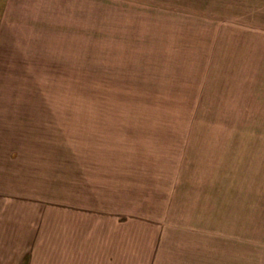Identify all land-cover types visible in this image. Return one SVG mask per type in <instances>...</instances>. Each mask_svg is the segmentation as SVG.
Listing matches in <instances>:
<instances>
[{
    "label": "rangeland",
    "instance_id": "1",
    "mask_svg": "<svg viewBox=\"0 0 264 264\" xmlns=\"http://www.w3.org/2000/svg\"><path fill=\"white\" fill-rule=\"evenodd\" d=\"M53 4L59 41L0 50V115L42 139L13 187L35 201L0 202V239L90 234L133 262L159 236L166 264H264V41L244 4Z\"/></svg>",
    "mask_w": 264,
    "mask_h": 264
},
{
    "label": "crops",
    "instance_id": "2",
    "mask_svg": "<svg viewBox=\"0 0 264 264\" xmlns=\"http://www.w3.org/2000/svg\"><path fill=\"white\" fill-rule=\"evenodd\" d=\"M62 1L74 0H0V50H20L21 52V50L50 48L51 35H53V42L59 41L61 28L58 27L61 24L64 31L65 18H63L61 11L51 10V7L56 8L54 4L52 6V2ZM121 1L133 3L169 0ZM172 1L194 2L200 5L201 9L210 2V0ZM233 1L237 7L238 5L242 6V3L244 4L243 10H245V15L249 17L248 21L245 20V25H252L251 33L245 34V37L250 39L252 35L256 34L259 35L260 41H264V0ZM237 7L236 11H238ZM39 18H41L40 21ZM255 22L257 31H253L252 28ZM63 38L64 35H62ZM10 53L16 54V51ZM7 63L8 61L1 64L5 65ZM15 63L16 61H11V64L14 65L33 66L35 61H25L23 64ZM39 65L45 64L39 61ZM19 114L20 112H5L0 115V202L5 204L8 201L25 204L35 201L34 196L30 193L31 191H20L13 188L20 184L26 185L27 178L31 177L28 171L31 170L30 165L34 162L33 159L36 157L38 160L39 154H35V150L39 151L40 142L42 141L34 130H31V136H29L28 124L30 122L19 117ZM35 147L37 149H34ZM39 176L40 173L37 174L38 178ZM30 218L31 216L26 213L25 221L29 222ZM9 236H12L11 239L10 237L0 239L1 242L13 243L10 246L3 245L0 249V264H133V262L134 264H166L164 255L167 257V252L171 249V246L170 249L169 246L164 249L165 245L163 246V240L159 236L157 238H152L154 236L148 237L139 241L143 243L134 246V252H137L138 248H143V250L137 259L132 262L129 255L124 257L118 251L114 254L115 250L107 240L104 241V244L97 245L96 237L90 234L86 235L90 244H87L85 249H71V245L70 248H67L66 242H72L75 235L56 234L50 236L47 233H41L40 235L31 231L15 235L9 234ZM121 241L124 242L121 244L122 249L127 250L126 253L131 252L129 241L123 238ZM186 259H188V255ZM192 261H195L194 257ZM197 263L209 264L206 261H197Z\"/></svg>",
    "mask_w": 264,
    "mask_h": 264
}]
</instances>
